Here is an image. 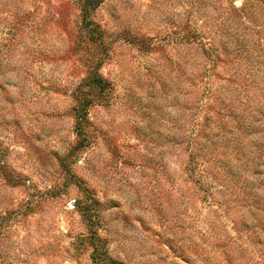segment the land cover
I'll return each mask as SVG.
<instances>
[{"label":"rangeland","instance_id":"1","mask_svg":"<svg viewBox=\"0 0 264 264\" xmlns=\"http://www.w3.org/2000/svg\"><path fill=\"white\" fill-rule=\"evenodd\" d=\"M102 1L0 0V264H264V0Z\"/></svg>","mask_w":264,"mask_h":264},{"label":"trees","instance_id":"2","mask_svg":"<svg viewBox=\"0 0 264 264\" xmlns=\"http://www.w3.org/2000/svg\"><path fill=\"white\" fill-rule=\"evenodd\" d=\"M101 3H103L102 0H85L84 2L82 25L85 29H87L91 33L100 32L99 26L89 18L91 11L97 9ZM87 80H88L87 86L92 89L86 88L80 92L79 96L76 98L77 104L75 105V109H74L76 113L77 127L79 129V139H78V144L76 145V149L84 147L85 141L88 139V135H86L85 132V123L89 121L88 120L89 106L95 101H98V99L100 100L103 98V97L96 98V96H94L92 91L95 89H100L101 91L100 90L99 91L102 93L107 85L105 79L100 75L96 67L90 71ZM110 262H112V264H122L114 260Z\"/></svg>","mask_w":264,"mask_h":264}]
</instances>
